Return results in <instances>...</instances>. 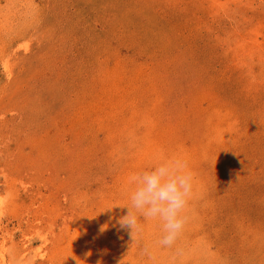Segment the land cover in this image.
I'll use <instances>...</instances> for the list:
<instances>
[{
    "label": "rangeland",
    "instance_id": "rangeland-1",
    "mask_svg": "<svg viewBox=\"0 0 264 264\" xmlns=\"http://www.w3.org/2000/svg\"><path fill=\"white\" fill-rule=\"evenodd\" d=\"M160 157L170 248L117 223ZM0 264H264V0H0Z\"/></svg>",
    "mask_w": 264,
    "mask_h": 264
},
{
    "label": "clouds",
    "instance_id": "clouds-1",
    "mask_svg": "<svg viewBox=\"0 0 264 264\" xmlns=\"http://www.w3.org/2000/svg\"><path fill=\"white\" fill-rule=\"evenodd\" d=\"M128 211L117 223L130 230L132 240L143 239L144 221H155L160 226L157 244L170 248L180 238L185 224V210L193 191V176L180 158L160 157L150 167L132 172L127 177ZM119 205V204H118ZM144 244V251L150 250Z\"/></svg>",
    "mask_w": 264,
    "mask_h": 264
}]
</instances>
